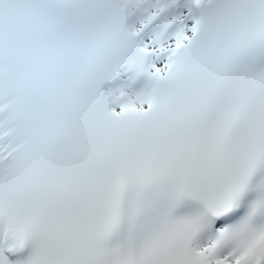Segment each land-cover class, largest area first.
Masks as SVG:
<instances>
[{
	"label": "snow or ice",
	"instance_id": "obj_1",
	"mask_svg": "<svg viewBox=\"0 0 264 264\" xmlns=\"http://www.w3.org/2000/svg\"><path fill=\"white\" fill-rule=\"evenodd\" d=\"M0 264H264V0H0Z\"/></svg>",
	"mask_w": 264,
	"mask_h": 264
}]
</instances>
